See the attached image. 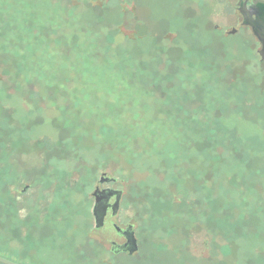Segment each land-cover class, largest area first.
Instances as JSON below:
<instances>
[{"label": "rangeland", "instance_id": "1", "mask_svg": "<svg viewBox=\"0 0 264 264\" xmlns=\"http://www.w3.org/2000/svg\"><path fill=\"white\" fill-rule=\"evenodd\" d=\"M230 10L0 0V257L264 264V60ZM102 175L113 221L139 228L132 256L90 221Z\"/></svg>", "mask_w": 264, "mask_h": 264}, {"label": "flooded vegetation", "instance_id": "2", "mask_svg": "<svg viewBox=\"0 0 264 264\" xmlns=\"http://www.w3.org/2000/svg\"><path fill=\"white\" fill-rule=\"evenodd\" d=\"M220 1H222L227 6L232 8V10H230L228 15H226V16H231V18H233V20H235V18H237L240 21L241 26L248 28L249 30H250V28L247 26H244L243 23L248 21L249 20L248 18H250L251 20H256V15L254 14V12L257 8V5H259V3H261V2H264V0H220ZM235 14H236V16H234ZM250 32H251V30H250ZM105 179H108V178L105 177ZM113 183H114V180H109V179H108V181H104L103 183H98L99 185L96 186L94 188L93 192L90 194L91 198H93V200H92V202H89V206L87 207L86 210L88 212L90 221L91 220L93 221V225L95 227L93 211H92L93 205H94V197L92 194L95 192V190H97L98 193L101 194V196H103V198H106L105 201H104V199L101 201L102 206H105L106 210H105V215L103 218L102 226L99 229H101V231L106 230L107 234L109 235V237L106 238V242L110 246L109 252L111 255H113L114 257L117 256L119 258H120V256L129 257V256H132L133 254L129 255L128 250L131 247L126 246L127 241H128V239H132V237L135 239L136 252H137L139 249V243H138V239H137L138 235L136 236V234L138 233L139 228H138L136 222H135V224H128V225L123 227L122 223L119 224V223H115L113 221V219L116 217L115 215L117 214V211L120 208L121 199L123 198L119 190L110 187V185H112ZM108 193H110V197H106ZM52 201L53 202H51V204L52 205L55 204V201L53 200V198H52ZM116 202H118L119 207H118V210L116 211V213L113 214L112 206H114V204ZM90 204H91V206H90ZM26 217L27 216H25L24 218L26 219ZM109 218L111 219V221H109ZM25 219H23V220H25ZM90 232H91V227L87 230V232L83 233L84 237L86 234L87 239H89V242H90V236H89ZM111 238H113V239H111ZM96 249L98 250V248H96Z\"/></svg>", "mask_w": 264, "mask_h": 264}, {"label": "water", "instance_id": "3", "mask_svg": "<svg viewBox=\"0 0 264 264\" xmlns=\"http://www.w3.org/2000/svg\"><path fill=\"white\" fill-rule=\"evenodd\" d=\"M243 13V12H242ZM256 15V20H249L244 22L243 25L247 26L250 28L251 33L253 37L256 39V41L260 45V50L258 51V55L261 60H264V2L259 3L257 5V8L254 12ZM235 31H232L231 34H234ZM104 181H108V179H105L104 175L101 176L99 179V183H103ZM94 197V205H93V217H94V224H95V229H99L102 226L103 223V218L105 215V206H102L101 201L106 198H103L101 194L98 193L97 190L92 194ZM106 197H110V193L107 194ZM118 202L112 206L113 214L116 213L118 210ZM129 248L128 252L129 255H132L133 253L136 252V244H135V239L132 237V239H128L127 245ZM0 264H16L14 262H11L5 258L0 257Z\"/></svg>", "mask_w": 264, "mask_h": 264}, {"label": "bare ground", "instance_id": "4", "mask_svg": "<svg viewBox=\"0 0 264 264\" xmlns=\"http://www.w3.org/2000/svg\"><path fill=\"white\" fill-rule=\"evenodd\" d=\"M88 23V22H87ZM145 123V122H144ZM158 146V145H157ZM156 147V146H155ZM247 197V196H246Z\"/></svg>", "mask_w": 264, "mask_h": 264}]
</instances>
